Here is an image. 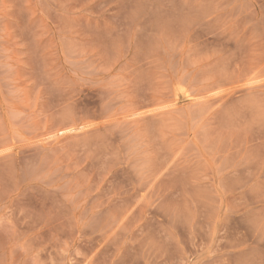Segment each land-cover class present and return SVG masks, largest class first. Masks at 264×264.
I'll return each mask as SVG.
<instances>
[{
  "label": "rangeland",
  "instance_id": "374dc122",
  "mask_svg": "<svg viewBox=\"0 0 264 264\" xmlns=\"http://www.w3.org/2000/svg\"><path fill=\"white\" fill-rule=\"evenodd\" d=\"M0 264H264V0H0Z\"/></svg>",
  "mask_w": 264,
  "mask_h": 264
}]
</instances>
